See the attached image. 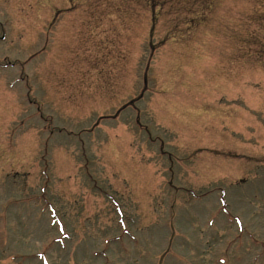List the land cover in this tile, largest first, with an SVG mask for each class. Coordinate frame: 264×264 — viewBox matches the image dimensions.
Segmentation results:
<instances>
[{
	"label": "rangeland",
	"instance_id": "rangeland-1",
	"mask_svg": "<svg viewBox=\"0 0 264 264\" xmlns=\"http://www.w3.org/2000/svg\"><path fill=\"white\" fill-rule=\"evenodd\" d=\"M0 264H264V0H0Z\"/></svg>",
	"mask_w": 264,
	"mask_h": 264
}]
</instances>
